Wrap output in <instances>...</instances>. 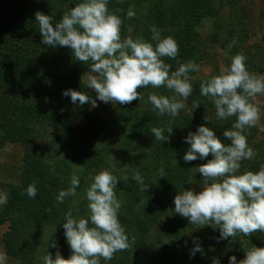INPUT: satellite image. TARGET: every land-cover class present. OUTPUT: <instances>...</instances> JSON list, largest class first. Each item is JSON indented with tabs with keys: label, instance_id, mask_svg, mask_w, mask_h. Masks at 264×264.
Instances as JSON below:
<instances>
[{
	"label": "clouds",
	"instance_id": "clouds-1",
	"mask_svg": "<svg viewBox=\"0 0 264 264\" xmlns=\"http://www.w3.org/2000/svg\"><path fill=\"white\" fill-rule=\"evenodd\" d=\"M108 4L109 0H81L55 24L50 15L35 13L41 43L51 48L70 49L77 61L88 64L90 68L88 87L95 92V100L72 89L63 90L61 95L69 97L73 104L77 101L80 105L90 103L94 108L97 100L121 105L140 101L142 97L138 89L163 86L175 95L149 94L147 102L159 116L175 118L186 107V101L193 92L188 74L198 72L199 65L193 62L180 64L170 73L171 65L164 63L163 58L177 57L176 42L171 37L161 38L155 26L150 28L155 45L143 38L121 39L122 20L109 13ZM133 15V11L129 10L127 16L131 18ZM228 47L231 48L232 44ZM200 95L211 98L218 119L235 116L236 121L231 129L223 131V141L212 128L204 125L188 132L183 138L182 142L189 145L182 157L184 163L205 161L209 156L211 159L193 167L201 176L202 189L179 192L173 200L174 212L187 218L194 226L218 229L217 243L238 234L248 237L256 232L264 233V166L255 173L237 174L241 161L254 157L244 132L254 127L261 118L260 109L250 100L264 95V74L247 71L245 57L236 55L227 72L201 83ZM150 132L156 140L165 142L171 137L173 128L154 127ZM76 167L82 169L83 166ZM158 172L161 177L166 175L163 168ZM133 179L144 191L148 188L139 171ZM118 181L107 170L92 178V183L85 190L88 217L75 219L69 211L62 223L66 243L71 249L70 257L64 259L57 250L53 259L48 252L43 257V264H100L101 259L108 262L115 253L127 250L134 243L135 238L129 239L118 219L121 204L114 192ZM79 185V176L74 172L70 187L59 191L57 202L63 203L66 197L75 196ZM26 194L35 198L36 186L30 184ZM6 203L7 196L0 195V205ZM192 242L194 246L190 249V259L203 252L198 237ZM51 247L58 249L55 242ZM6 260V253H0V264H5ZM212 264H220V260L213 259ZM228 264H264V248L253 246L239 261L236 256H229Z\"/></svg>",
	"mask_w": 264,
	"mask_h": 264
},
{
	"label": "trees",
	"instance_id": "trees-1",
	"mask_svg": "<svg viewBox=\"0 0 264 264\" xmlns=\"http://www.w3.org/2000/svg\"><path fill=\"white\" fill-rule=\"evenodd\" d=\"M64 3L65 0H0V149L8 143H17L24 147L19 184L10 185L6 191L7 203L2 205L0 223H8V231L3 237L5 252L19 260V264H30L31 249L43 247L44 229L53 224L58 205L56 197L61 190L57 178L50 174L45 158L35 144L38 140L36 134L41 136L43 134L39 127L56 125L57 133L54 134V140L78 152V161L83 168L96 175L101 167L100 142L106 133L102 119L96 116L90 103L80 105L77 101L73 104L69 97L61 95L63 90L72 89L81 91L95 100V92L82 80L83 75L90 72V68L86 63L77 61L70 49L51 48L42 44L39 27L35 22L36 12L50 15L53 24L59 22L64 14ZM119 13L123 16L124 23L134 25L131 32L136 39L143 38L155 45L156 41L151 39L152 26H155L161 38H164V18L167 20L168 18L160 10L154 13L152 19L151 16H146L144 20L134 23L128 16L125 17L127 15L125 10H120ZM175 25L177 22L171 23L172 27ZM121 30L122 35L126 36V28L121 27ZM174 31H177L173 37L178 46V54L181 52V55L187 58L203 60L204 52L201 45L191 39V34L184 33V29L180 27H175ZM261 48L264 49V35L261 38ZM177 57L169 59L166 64L171 65L172 61H177ZM189 82L193 92L186 101V107L180 110L175 118L170 117L168 123L186 133V136L188 132H194L198 126L204 125L212 128L223 141V131L232 128L236 117L218 119L211 98L200 95V82L193 80ZM165 90H161L158 95H175L171 90L166 92ZM96 104L99 105L100 101L97 100ZM196 105L199 107L196 108ZM150 111L154 115L157 114L152 110V105ZM71 115H79L82 123H70L67 119ZM244 135L248 146L253 149L254 157L241 161L237 174L247 171L255 173L264 166V142L261 144V141H257L255 126L247 128ZM182 140L180 139L178 145L167 143L165 147L170 151L169 159L180 166L178 172L163 177V189L166 193L161 191L154 193L155 190L149 188L140 191L142 201L133 217L134 225L139 231L150 226L148 224L151 222L154 205L164 198L163 196L156 201L157 196L165 194L166 201L174 205L171 201L172 191L184 189L191 181L188 169L194 165L192 162L184 163L182 159L189 147ZM207 159H211V156L202 161V164L206 163ZM30 184L36 186L35 198H29L26 194V188ZM152 195L155 198H152ZM172 210L174 211V207ZM179 218L180 225L186 227L184 223L188 224V219L182 216ZM126 224V232L129 233L131 240V226ZM181 226L169 227L171 237L166 241L171 243ZM190 228V245L179 257L182 264H212L213 259H219L220 264H228L229 256H236L239 261L245 258V252L253 246L264 248V233L256 232L248 237L238 234L234 238L230 237L217 243L218 229L192 224ZM197 237L203 252L196 253L190 259V249L194 246L192 241ZM206 245L213 247L212 253L204 250ZM44 247L47 252L52 250L48 245ZM128 253L129 249L123 254ZM166 257L167 253L164 252L160 264H165Z\"/></svg>",
	"mask_w": 264,
	"mask_h": 264
},
{
	"label": "rangeland",
	"instance_id": "rangeland-1",
	"mask_svg": "<svg viewBox=\"0 0 264 264\" xmlns=\"http://www.w3.org/2000/svg\"><path fill=\"white\" fill-rule=\"evenodd\" d=\"M80 2L81 0H65L63 13ZM107 7L109 13L121 18V27L126 28V36L122 35V30L120 31L121 39L135 40L136 37L132 36L131 32L134 25L124 23L120 10H125L127 13L129 10L133 11L134 15L129 19L132 23L144 20L146 16H151L152 19L154 13L160 10L168 18V20L164 18V38L171 37L175 41L173 37V34L177 32L174 31L175 27L183 28L184 33L191 34V39L201 45L204 52L203 60L190 59L179 52L177 61L171 62V69L175 71L180 64L188 62L199 65L198 72H190L188 75L189 80L200 82V85L214 76L227 72L232 58L236 55L245 57L247 71L264 74V49L261 48V38L264 35V0H109ZM174 22H177V25L172 27L171 23ZM230 44H232L231 48L228 47ZM163 60L167 63L169 58L164 57ZM89 73L86 72L82 77L87 85ZM163 89L166 88L163 86L140 88L138 92L142 99L134 100L127 105L100 102L96 107H92L106 128V133L100 142L102 160L97 173L107 170L118 178L117 188L114 189L121 204L118 219L124 228L126 223L131 226V237L135 238L134 243L128 248V254H123L125 250L117 252L108 262L101 259L100 264H160L159 261L164 252L167 253L165 264H182L179 257L190 245V224L184 223L186 227L180 225V215L172 210L174 205L166 201L165 194L156 198L152 195L156 201L163 196L164 198L156 206L154 205L151 222L148 224L150 226L146 230L139 231L134 225V213L138 211L142 201L140 192L142 187L133 179L134 174L139 171L144 183L149 185L150 190H155L154 193L157 191L166 193L163 189L164 179L158 170L163 168L166 172L165 176L180 170L177 162L169 159L170 151L165 147L167 143L178 145L186 133L179 131L177 127L170 126L169 116L152 114L151 104L147 102L149 94L158 95ZM166 91L169 90L166 89ZM165 95L172 96V94ZM250 102L260 109L261 118L255 128L257 141H261L262 144L264 142V95H257ZM67 120L72 124L82 123L79 115H71ZM154 127L162 129L171 127L173 133L168 141L161 142L151 135L150 130ZM39 128L43 134L42 136L36 134L38 140L35 144L45 158L50 174L57 178L60 189L66 190L70 187L74 172L79 176L80 185L76 189L75 196L66 197L63 203H58L53 224L44 229L43 247L31 249L30 264H43V257L48 254L44 246L48 244L52 249L49 253L53 259L57 250L63 258L65 257L64 259L70 257L71 249L66 243L62 227V223L65 222V213L71 211L75 219L88 217L85 190L95 176L83 167L82 169L76 167L81 166L78 161V152L54 140V134L57 133L56 125H45ZM165 135H167L166 132ZM23 153V145L17 143H8L0 149V195H5L10 185L19 184ZM192 163L194 167H198L202 161L196 160ZM188 175L191 181L184 189L172 191V202L174 197L183 190L200 191L202 189L201 176L196 173L195 168L188 169ZM1 211L2 205H0ZM176 225L181 226V229L175 233L170 243L166 241L171 237V233L168 232L169 227ZM7 231L8 223H0V253H6L3 237ZM126 234L129 237V233L126 232ZM52 242L58 245V249L51 247ZM204 250L212 253L213 247L206 245ZM216 251L217 249L215 253ZM113 260L116 261L113 263ZM5 264H19V260L7 255Z\"/></svg>",
	"mask_w": 264,
	"mask_h": 264
}]
</instances>
